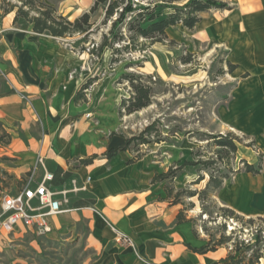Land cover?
Instances as JSON below:
<instances>
[{"label":"crops","instance_id":"1","mask_svg":"<svg viewBox=\"0 0 264 264\" xmlns=\"http://www.w3.org/2000/svg\"><path fill=\"white\" fill-rule=\"evenodd\" d=\"M221 1L233 9L200 14L201 22L190 32L203 43L226 51L227 60L237 66L232 74L236 86L220 115L227 127H234L254 142L263 171L259 175L244 171L236 174L225 182L217 199L244 218H264V0ZM14 18L15 13H11L0 20V72L8 74L0 84V122L9 132L21 130L25 138L13 137L9 146L0 149L2 155L16 160L14 174L20 177L30 173L41 155L46 163L55 165L53 174L61 167L72 174L71 179L90 177L87 190L94 204H90L93 213L87 218L92 237L116 264H213L226 258L223 249L207 254L189 249H201L206 238L196 237L191 223H177L181 206L167 201L163 184H152L160 174L157 168L136 159L130 163V149L112 160L104 156L111 149L123 148L126 139L109 140L108 129L92 124L84 115L81 100L77 101L83 79L69 76L79 71V60L53 42L57 38L33 31L32 36L20 33ZM33 37H38L36 45ZM14 43H19L17 47L26 54L17 61L22 69L20 77L13 68L6 70L8 65L1 60L12 58L10 45ZM47 140L49 147L45 150ZM93 155L98 156L93 164H79V160ZM99 157L105 159L99 161ZM256 160L247 162L256 165ZM174 162L179 163V158ZM71 179L62 185L53 183V188L61 189ZM61 215L52 217L51 225L56 226ZM116 232L130 237L134 247L116 242Z\"/></svg>","mask_w":264,"mask_h":264},{"label":"rangeland","instance_id":"2","mask_svg":"<svg viewBox=\"0 0 264 264\" xmlns=\"http://www.w3.org/2000/svg\"><path fill=\"white\" fill-rule=\"evenodd\" d=\"M42 1L53 5L60 14L74 21L89 12L96 0ZM185 2L186 0H174L173 5L182 6ZM134 3L145 6L149 3L160 4L158 0H134ZM169 11L168 8L158 9V12L162 13ZM2 15L3 13L0 12V20ZM104 16L103 8L93 15L92 21L98 28L90 37L58 38L53 42L73 52L80 62L79 71L76 72L78 70L76 69L71 72L70 78L83 79V84L91 78H98L84 91V98L79 105L92 124L108 129L109 140H117L119 137L125 139L138 137L148 126L157 124L159 135L148 137L149 144L139 145L138 142H134L129 153L133 160L139 159L147 167H155L162 174L171 166L182 165L190 160L192 153L202 160L210 158L221 160L217 155L218 147L214 146L212 141L206 140L205 135L232 133L238 138L240 142H237L238 152L235 155H231L229 160L224 158L218 165L212 166L208 173L201 171L200 167L185 168L174 182L176 190L198 192L204 190L209 173L219 176V172L213 171L216 166L230 173L242 168V160L251 161L256 158V165L262 162L256 148L250 146L251 141L234 127H227L221 119V107L227 105L231 92L236 86L233 73L229 71L230 62L227 60L226 51L217 48L213 43H203L189 30L178 25L168 30L169 41L174 43L155 44L148 46L145 51H122L124 44H117L113 49L106 50L102 58H98L83 50H91L93 45L98 46L103 34L109 32L112 22L109 21L104 25ZM15 28L20 33L32 36L31 27L23 21L16 24ZM33 38L32 40H35L33 45H36L38 37ZM17 45L19 43L10 45L12 58L1 60L8 65L6 70L11 67L20 77L22 69L17 65V61L21 62L26 54H23L19 49L20 46ZM187 57L191 58V62L185 65L182 60ZM131 74L152 76L153 105L132 115H121L122 101L131 95V87L122 77ZM7 76L8 74L0 72L1 85ZM50 76L49 74L48 77ZM11 79L14 81L12 77ZM21 83L24 84V81ZM17 87L22 90L20 86ZM5 129L7 130L6 127ZM14 131H8L12 138L25 139L21 130L14 129ZM48 147L47 140L45 150ZM3 158L6 160L2 161ZM174 158H179L180 162L173 164ZM103 159L105 158H98L99 161ZM15 162V159L2 155L0 151V200L4 194L16 193L30 176V173L20 177L15 175L12 171L17 167ZM226 163L229 167L225 165ZM54 166L47 161L46 168L49 172L54 170ZM42 175L43 172H39L36 178L40 180ZM199 176H204L205 180L199 185H192L191 183L197 181ZM87 178L75 176L61 188L63 191H69L66 197L69 200L67 208L70 211L62 214L59 222L56 221V226L51 225L50 231L19 229L5 235L4 240L0 241V264H116L114 259L104 255L106 248L99 247L92 237L91 222L87 218L88 213H93L91 205L89 204L85 209L92 211L82 212L76 208L77 202L94 199L88 191L91 184L87 186L86 191H76V188L84 185ZM181 200L187 205L196 206L187 216L197 219L200 217L198 227L203 237L215 241L220 240L222 236L231 237L232 241L220 248L227 253L234 248L235 243L245 242L248 255L260 250L263 258L259 264H264V242L257 247L254 243L257 231L264 238V221L259 217L253 218L252 223L225 219L221 216L220 208L223 205L217 196H209L205 201L199 200L198 197L189 199L187 196L182 197ZM202 206L206 207L208 215H202ZM61 219H64L63 222ZM247 221L246 218L244 222ZM223 225H226L225 230H221Z\"/></svg>","mask_w":264,"mask_h":264},{"label":"trees","instance_id":"3","mask_svg":"<svg viewBox=\"0 0 264 264\" xmlns=\"http://www.w3.org/2000/svg\"><path fill=\"white\" fill-rule=\"evenodd\" d=\"M15 1V2H13ZM160 4L149 3L147 6L138 5L134 3V0H96L91 10L84 13L82 16L71 21L68 17L60 14L59 11L51 4L42 0H0V11L3 15H9L15 13L14 24H18L20 21L25 22L32 28V31L38 35H47L53 38H74L77 36H84L85 38L95 34L98 27L92 21L93 15L103 8L105 11L103 24L107 25L111 21V27L107 34H103L101 43L93 45V49H84L92 56L102 58L104 52L108 49H113L115 45H123L122 51H145L148 46L155 44L174 43L169 41L168 30L171 27L182 25L185 29L193 31L196 26L201 22L200 14L210 12L212 10L225 11L232 10L233 8L226 2L221 0H186L182 6L173 5L174 0H158ZM170 9L167 13L158 12L159 8ZM98 47V48H96ZM119 53V52H118ZM182 62L187 65L191 62V58H183ZM230 73H233L237 66L228 63ZM245 78L248 75L244 76ZM122 79L131 87V95L122 101L120 114L132 115L136 112H140L153 105L154 88L152 83V76L143 75H126ZM98 78H91L82 85L77 94V101L84 98V91L87 90ZM0 148L7 147L12 142V136L0 122ZM159 135L157 130V124L148 126L140 136L126 139L125 146L119 149H111L107 151L104 156L108 160L114 159L119 153L128 151L134 142H138L139 145L149 144L148 137L153 135ZM206 140L212 141L211 143L218 147L217 155L224 160L228 159L231 155H235L238 152L237 142H240L238 138L228 133L226 135H205ZM250 146H254V142L250 143ZM97 155H93L88 159L79 160L81 166H89L93 164ZM6 160V158H3ZM139 160V159H137ZM210 158L208 160L198 159L197 155L192 153L190 160L185 161L182 165L171 166L166 172L157 174L152 180V184H165L164 191L166 199L173 206H181L179 214L177 216V223H191L194 227V235L199 237L201 235L197 218H187L188 212L195 209V205H187L182 197L187 196L189 199L198 197L199 200L205 201L209 196H217L225 185V182L230 180L232 176L241 173L242 171L250 173L252 175H259L263 171L262 164L253 165L246 160L241 161L242 168H238L235 171L226 173L222 171V168L216 166L214 172H219V176H215L213 173L208 174V182L204 190L191 191V190H176L174 182L184 172L187 167H200L201 171L209 172L210 168L214 165H218L221 162ZM136 160H132L130 163H134ZM229 167L228 163L225 164ZM72 178L70 172H64L59 167L54 173L53 183L55 185H62L66 181ZM205 180L204 176H199V179L192 182V185H199ZM211 194V195H210ZM89 204H94L91 201H79L76 207L85 208ZM202 215H208L206 207L202 206ZM222 217L225 219H234L240 223H252L253 218L248 219L238 215L235 211L222 206L220 208ZM264 221V218H259ZM226 225L221 226V230H225ZM204 231H207L203 229ZM208 232V231H207ZM255 246H259L264 242V238L260 232H256L254 236ZM231 237L222 236L220 240H212L206 238V245L201 249H191L197 254H207L209 252H216L221 247L227 246L231 242ZM247 245L245 242L235 243L234 248L227 253L226 258L221 259L219 262L213 264H259L263 258V254L260 250L255 251L252 255L247 253Z\"/></svg>","mask_w":264,"mask_h":264},{"label":"built area","instance_id":"4","mask_svg":"<svg viewBox=\"0 0 264 264\" xmlns=\"http://www.w3.org/2000/svg\"><path fill=\"white\" fill-rule=\"evenodd\" d=\"M23 98L28 100L26 96ZM45 161L40 155L21 189L14 194H4L1 197L0 241L4 240L5 235L19 229L50 231V219L70 211L67 208L69 200L66 197L69 191L53 188L54 174L47 170ZM40 171L43 172V176L39 180L36 177ZM89 184L90 177L81 188H76V191H86ZM110 227L115 230L111 225ZM115 240L134 247L131 238L119 232H116Z\"/></svg>","mask_w":264,"mask_h":264}]
</instances>
